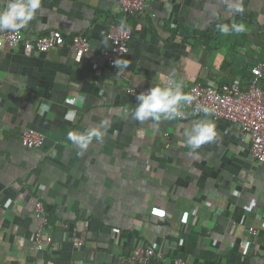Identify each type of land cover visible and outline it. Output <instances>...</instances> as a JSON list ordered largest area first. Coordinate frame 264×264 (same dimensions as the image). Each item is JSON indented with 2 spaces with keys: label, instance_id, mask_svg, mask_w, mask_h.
Instances as JSON below:
<instances>
[{
  "label": "crops",
  "instance_id": "1",
  "mask_svg": "<svg viewBox=\"0 0 264 264\" xmlns=\"http://www.w3.org/2000/svg\"><path fill=\"white\" fill-rule=\"evenodd\" d=\"M243 7L151 0L128 19L129 67L117 75L107 53L124 15L118 0H43L21 30L31 39L61 30L65 45L32 54L5 45L0 56V264H128L138 245L164 257L136 264H263L264 163L251 137L211 114L160 123L132 115L136 96L169 77L186 94L197 82L246 88L264 61V0ZM232 21L245 31H218ZM76 35L89 43L80 60L69 45ZM205 119L217 136L193 151L185 132ZM101 122L102 142L81 150L68 139ZM27 129L44 134L41 147L22 144ZM45 218L50 242L37 251Z\"/></svg>",
  "mask_w": 264,
  "mask_h": 264
},
{
  "label": "built area",
  "instance_id": "2",
  "mask_svg": "<svg viewBox=\"0 0 264 264\" xmlns=\"http://www.w3.org/2000/svg\"><path fill=\"white\" fill-rule=\"evenodd\" d=\"M124 13L123 18L118 24L113 25L110 36L112 38V50L107 53L109 63L114 66V61L122 59L127 53L129 41L133 37L132 27L128 24L131 16L137 15L148 8L151 0H118ZM66 35L61 30H53L48 34L40 35L35 38H27L24 32L18 31H0V56L5 45H21L27 54L46 52L54 47H60L66 43ZM69 45L76 49V58L80 60L89 49V43L82 36L76 35L70 41ZM254 77L246 88L241 86L239 79L223 85H212L203 82H197L189 91L193 97L191 104H186L188 108L180 110L184 113L183 118L189 115L197 116L204 114L203 109L208 108L211 116L215 119H222L240 126L242 133L251 137L250 151L252 156L264 163V86L261 81L264 79V61L259 62L252 69ZM130 93L135 89L127 87ZM77 101L76 98L71 99ZM199 107V111H197ZM45 136L38 130L27 129L22 136V144L29 149H37L44 143ZM37 211L44 212V206L41 201L36 204ZM48 219L38 228L34 235V246L37 251L44 248L45 228ZM250 230L255 233L257 229L251 227ZM83 237H80L75 244L83 245ZM46 241V242H45ZM162 259L163 254L157 252L154 247L137 246L135 252L126 257L128 264H136L137 261L146 263L150 258ZM176 264H184L181 259L175 260ZM264 264V261H263Z\"/></svg>",
  "mask_w": 264,
  "mask_h": 264
},
{
  "label": "clouds",
  "instance_id": "3",
  "mask_svg": "<svg viewBox=\"0 0 264 264\" xmlns=\"http://www.w3.org/2000/svg\"><path fill=\"white\" fill-rule=\"evenodd\" d=\"M228 9L243 13V0H224ZM43 0H8L5 8L0 9V31H18L27 26L41 10ZM217 29L224 35L242 33L245 31L243 23L232 21L231 24H217ZM106 43V41H105ZM114 67L121 70L127 69V63H121L120 59L114 61ZM193 97L182 90L180 83L169 77L163 85L157 84L136 96V107L132 115L140 122L154 121L160 123L162 118L172 120L183 118L184 113L179 110L181 102L191 104ZM199 111V107L196 109ZM205 116L210 115L209 109H203ZM104 122L101 125L89 129L86 132H69L68 139L81 150H86L95 140L102 142L104 136ZM217 136L215 124L209 119L195 122L190 130L185 132L186 142L193 151L198 150L204 144L213 141Z\"/></svg>",
  "mask_w": 264,
  "mask_h": 264
},
{
  "label": "trees",
  "instance_id": "4",
  "mask_svg": "<svg viewBox=\"0 0 264 264\" xmlns=\"http://www.w3.org/2000/svg\"><path fill=\"white\" fill-rule=\"evenodd\" d=\"M260 84L264 86V79L261 81V83H260Z\"/></svg>",
  "mask_w": 264,
  "mask_h": 264
}]
</instances>
